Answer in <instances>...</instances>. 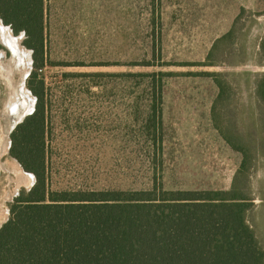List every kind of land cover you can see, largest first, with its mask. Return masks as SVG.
<instances>
[{
    "label": "rangeland",
    "instance_id": "374dc122",
    "mask_svg": "<svg viewBox=\"0 0 264 264\" xmlns=\"http://www.w3.org/2000/svg\"><path fill=\"white\" fill-rule=\"evenodd\" d=\"M230 31L214 53L219 66H198L215 41ZM23 34L14 33L22 37L20 48L30 53L33 66V50ZM263 43L264 0H45V61L38 71L44 82L45 133L31 138L28 147L45 149L50 188L140 190L150 188L157 175L166 191H228L242 154L215 127L212 108L219 90L203 73L228 74L224 81L230 89L218 105L219 125L235 122L241 135H253L249 143L257 149L251 119L264 107L255 96L256 75L264 72ZM0 50L7 56L0 77L5 79L9 69L14 78L12 89L0 78V217L5 213L6 222L14 199L29 190L21 186L19 195L13 193L17 183L12 166L34 175L11 149L26 162L33 163L34 157L26 154L24 134L17 129L23 122L9 133L4 107L8 93L20 83L38 98L29 87L33 67L27 76L20 55L5 46ZM154 72L165 75L161 130L152 112L160 103L148 79L122 76ZM6 135L9 148L2 156ZM250 173L256 194L264 187V157H256ZM250 219L264 247V207Z\"/></svg>",
    "mask_w": 264,
    "mask_h": 264
},
{
    "label": "trees",
    "instance_id": "16d2710c",
    "mask_svg": "<svg viewBox=\"0 0 264 264\" xmlns=\"http://www.w3.org/2000/svg\"><path fill=\"white\" fill-rule=\"evenodd\" d=\"M44 7L45 0H0V21L15 34L24 32L25 44L33 50L34 70L28 80L38 98L35 112L17 127L24 134L25 152L34 162H26L11 149L23 168L35 175L36 183L10 205V218L0 228V264H264V247L250 219L254 210L264 207V187L253 194L249 180L256 157H264V107L251 119L259 140L253 150L249 143L253 135H241L235 122L219 125L218 105L226 101L230 89L224 81L227 73L203 74L213 78L219 90L212 108L215 127L232 149L242 154L228 191H166L157 175L150 188L140 190L50 188L45 149L28 147L31 138L41 139L45 133L44 82L38 73L45 61ZM231 34L217 39L198 66H219L214 53ZM261 47L264 51V43ZM122 76L148 79L160 103L152 112L161 130L165 75ZM255 84L256 101L264 103V72L256 75ZM157 151L161 154L162 144ZM255 198L261 202L256 204Z\"/></svg>",
    "mask_w": 264,
    "mask_h": 264
},
{
    "label": "bare ground",
    "instance_id": "6f19581e",
    "mask_svg": "<svg viewBox=\"0 0 264 264\" xmlns=\"http://www.w3.org/2000/svg\"><path fill=\"white\" fill-rule=\"evenodd\" d=\"M0 38H1L2 44L6 48H11L15 54L20 55V57H19L20 65L23 66L24 73L28 74L30 71V67H31V65H30L31 57L29 58L30 53L27 50H25V48H23V50H21V48H20L19 43H20L22 37L16 38L15 35L12 33V30L9 27L2 25L0 23ZM22 51H27V53H29V55L25 52L22 53ZM5 55H6L5 51H3V50L0 51V65H3V63H2L3 59L2 58L6 57ZM28 66H30V67H28ZM9 67H10V64L6 68H9ZM6 71H7L6 72L7 75H5L4 80L6 81L7 84L10 85V87L12 89L14 78H13V75L9 69H6ZM24 85H25L24 83H20V86L15 87L9 93V96H8V102L5 106L6 107L5 113H6V116H8V121L10 122V125H11V127H9V133L11 132L12 127L15 125V123H17L23 115H25L26 113L31 111L33 108V105H34L35 98H33V95L29 92L28 89H26V87H24ZM3 138H4L2 140L3 150L1 153L2 156L5 155L6 153H8L9 141H10V138H8L7 135L4 136ZM21 168L17 165L12 166V170H13V172H15V178H16V183H17L16 189L13 193L16 192V195H17V192L21 186H28V189H30L34 183L33 175L26 173ZM31 181H32V183H31ZM5 218H6V214L3 213V217H0V223L4 222ZM4 223H6V222H4ZM3 224H1V225H3Z\"/></svg>",
    "mask_w": 264,
    "mask_h": 264
},
{
    "label": "water",
    "instance_id": "95a60500",
    "mask_svg": "<svg viewBox=\"0 0 264 264\" xmlns=\"http://www.w3.org/2000/svg\"><path fill=\"white\" fill-rule=\"evenodd\" d=\"M0 23L2 24V25H5L2 21H0ZM10 29H11V27H9ZM12 30V29H11ZM12 33L14 34V32H13V30H12ZM23 37L24 36H26L25 35V33L22 35ZM0 46H3L4 47V45L2 44V41H1V38H0ZM33 52H31V54H32ZM32 61H31V67H30V71H29V73H28V75L27 76H29L30 75V73H31V71H32ZM30 92V91H29ZM31 93V92H30ZM36 98H35V101H34V105H33V108H32V110L31 111H29L28 113H26L25 115H23L21 118H20V120H19V123H22V122H24L25 121V119L28 117V116H30V115H32L33 113H34V111H35V105H36ZM33 177H34V183H33V185H32V187L34 186V184L36 183V177L33 175ZM31 187V188H32ZM30 188V189H31ZM29 189V190H30ZM28 190V191H29ZM17 194L19 195V192H17ZM6 223H7V221H6ZM5 224V223H4ZM3 225H1L0 226V228L2 227Z\"/></svg>",
    "mask_w": 264,
    "mask_h": 264
},
{
    "label": "flooded vegetation",
    "instance_id": "af4514ba",
    "mask_svg": "<svg viewBox=\"0 0 264 264\" xmlns=\"http://www.w3.org/2000/svg\"><path fill=\"white\" fill-rule=\"evenodd\" d=\"M1 51V50H0ZM4 51V50H3ZM6 53V52H5ZM6 56V55H5ZM6 58H7V56H6ZM5 60V59H4ZM1 78V77H0ZM2 79V78H1ZM3 80V82H4V85H6L7 87H8V89H9V86L6 84V82L4 81V79H2ZM9 94V93H8ZM8 96V95H7ZM4 110H5V107H4Z\"/></svg>",
    "mask_w": 264,
    "mask_h": 264
}]
</instances>
